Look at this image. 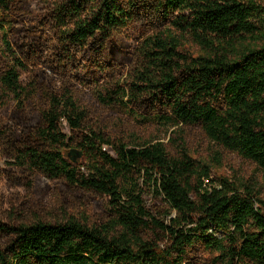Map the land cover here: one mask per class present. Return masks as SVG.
Masks as SVG:
<instances>
[{
	"label": "trees",
	"instance_id": "obj_1",
	"mask_svg": "<svg viewBox=\"0 0 264 264\" xmlns=\"http://www.w3.org/2000/svg\"><path fill=\"white\" fill-rule=\"evenodd\" d=\"M0 157V264H264V0H0Z\"/></svg>",
	"mask_w": 264,
	"mask_h": 264
},
{
	"label": "rangeland",
	"instance_id": "obj_2",
	"mask_svg": "<svg viewBox=\"0 0 264 264\" xmlns=\"http://www.w3.org/2000/svg\"><path fill=\"white\" fill-rule=\"evenodd\" d=\"M42 1L43 0H33L34 8H36L38 10V6L40 3H42ZM133 32H134L135 37H136V36H139V35L146 33L147 29L146 28L144 29V28H141L138 26L134 29ZM82 99L86 100L87 102H91V98L86 92L83 94ZM103 115L108 116V113H104ZM114 118L115 117L112 116V119H114ZM62 130L64 133H67V134L69 133L68 126L65 122L62 124ZM161 136H162V138H164L163 134ZM106 150L108 152H110L111 154H113V152L109 148H106ZM197 150H198V153H204V151H205L204 150V143H200ZM80 162L82 163L81 159L79 160V163ZM233 162L237 163V164L240 163V161L238 159H233ZM8 171H15V170H14V168H12L10 165L7 164L5 159L0 157V196H2L4 199L10 198V196L13 193L18 192V189L13 187L11 181L9 180V176L7 175ZM215 171L217 174L222 175V176H226V177L231 176V171L225 167L216 168ZM233 177H235V176L233 175ZM46 184H50V182L44 178H40L39 180L36 181V185H39L40 187H44ZM257 189L262 194V197L264 198V181L262 179L258 182ZM144 197H145L146 201H148V202L150 201V198H151L150 195L145 194ZM103 203H105V201H103Z\"/></svg>",
	"mask_w": 264,
	"mask_h": 264
},
{
	"label": "water",
	"instance_id": "obj_3",
	"mask_svg": "<svg viewBox=\"0 0 264 264\" xmlns=\"http://www.w3.org/2000/svg\"><path fill=\"white\" fill-rule=\"evenodd\" d=\"M77 160H78V159H77ZM77 160H76V161H77Z\"/></svg>",
	"mask_w": 264,
	"mask_h": 264
}]
</instances>
